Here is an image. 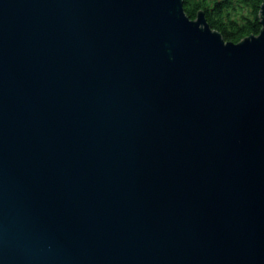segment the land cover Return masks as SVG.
<instances>
[{"label":"water","instance_id":"1","mask_svg":"<svg viewBox=\"0 0 264 264\" xmlns=\"http://www.w3.org/2000/svg\"><path fill=\"white\" fill-rule=\"evenodd\" d=\"M184 3L0 0V264H264V3Z\"/></svg>","mask_w":264,"mask_h":264},{"label":"trees","instance_id":"2","mask_svg":"<svg viewBox=\"0 0 264 264\" xmlns=\"http://www.w3.org/2000/svg\"><path fill=\"white\" fill-rule=\"evenodd\" d=\"M186 15L197 19L206 13L210 26L222 33L226 41L238 43L261 31L260 11L264 0H184Z\"/></svg>","mask_w":264,"mask_h":264}]
</instances>
